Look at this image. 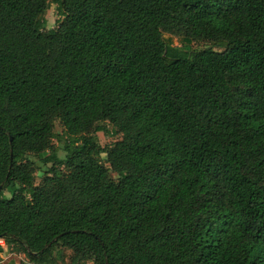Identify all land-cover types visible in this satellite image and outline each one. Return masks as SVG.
<instances>
[{"label":"trees","instance_id":"1","mask_svg":"<svg viewBox=\"0 0 264 264\" xmlns=\"http://www.w3.org/2000/svg\"><path fill=\"white\" fill-rule=\"evenodd\" d=\"M0 186V262L264 264V0H0Z\"/></svg>","mask_w":264,"mask_h":264},{"label":"rangeland","instance_id":"2","mask_svg":"<svg viewBox=\"0 0 264 264\" xmlns=\"http://www.w3.org/2000/svg\"><path fill=\"white\" fill-rule=\"evenodd\" d=\"M59 19H62V17L58 14L56 5L51 4L50 8L47 10L45 14L46 29L55 28L57 26ZM163 36L165 37V39L172 42V44L174 45L183 44V42L179 38L171 34L163 33ZM190 46L192 47V49H199V48H203L205 46V43L201 41H192ZM106 127L108 128L109 131H111V125L106 123ZM55 131L58 133L62 131V127L60 126L58 122L55 123ZM97 136H98L100 144L103 147L111 146L115 141H117L121 137V135H111V134H105L103 132H98ZM53 144L54 145L57 144L55 139L53 140ZM101 157H102V161L106 163L105 161L106 154H102ZM111 176L115 179L117 178V175L113 172H111ZM41 178H42L41 174L36 173L35 184H38L41 181ZM5 249L6 250L2 256V261L0 262V264H8L9 261H14L16 263H22V264H30L29 259L26 257L24 253L15 252L13 247H10V248L6 247ZM70 255H71V252L69 250H65L64 262L58 261V264H68Z\"/></svg>","mask_w":264,"mask_h":264},{"label":"built area","instance_id":"3","mask_svg":"<svg viewBox=\"0 0 264 264\" xmlns=\"http://www.w3.org/2000/svg\"><path fill=\"white\" fill-rule=\"evenodd\" d=\"M0 243L3 245L4 243L2 241H0Z\"/></svg>","mask_w":264,"mask_h":264},{"label":"water","instance_id":"4","mask_svg":"<svg viewBox=\"0 0 264 264\" xmlns=\"http://www.w3.org/2000/svg\"><path fill=\"white\" fill-rule=\"evenodd\" d=\"M1 187V186H0Z\"/></svg>","mask_w":264,"mask_h":264}]
</instances>
